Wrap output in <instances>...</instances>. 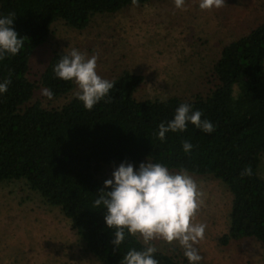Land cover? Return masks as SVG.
<instances>
[{
	"label": "trees",
	"instance_id": "1",
	"mask_svg": "<svg viewBox=\"0 0 264 264\" xmlns=\"http://www.w3.org/2000/svg\"><path fill=\"white\" fill-rule=\"evenodd\" d=\"M130 5L132 0H0V14H16L12 27L24 40L15 56L0 60V81L10 80L0 96V183L24 180L70 220L87 253L100 264H120L129 248L145 245L137 235L126 234L117 249L104 209H94L92 202L103 187L98 174L105 165L148 159L170 171L210 176L232 196L228 228L219 244L254 238L264 256V178L258 173L264 154V21L223 46L212 68L215 85L206 94L137 100L134 93L143 77L125 70L108 79L115 81L113 89L91 110L75 96L56 108L29 103L35 89L28 78L30 59L55 22L83 30L94 15ZM64 53L55 51L40 75L52 98L75 87L52 71ZM185 102L215 130L207 134L189 124L186 131L168 132L159 141L157 125ZM184 140L193 144L189 153L182 150ZM245 167L251 175L241 174ZM154 256L159 264H188L181 251L157 250Z\"/></svg>",
	"mask_w": 264,
	"mask_h": 264
},
{
	"label": "rangeland",
	"instance_id": "2",
	"mask_svg": "<svg viewBox=\"0 0 264 264\" xmlns=\"http://www.w3.org/2000/svg\"><path fill=\"white\" fill-rule=\"evenodd\" d=\"M263 21L264 0H226L223 7L211 10H201L198 0H186L183 10L176 9L173 0H155L96 14L83 30L57 21L30 59L28 78L35 89L29 103L56 108L75 96L76 85L68 94L48 99L41 95L44 87L39 81L52 54L73 47L97 56L96 71L102 78L112 79L125 70L140 74L137 100L206 94L215 85L212 68L223 46ZM118 164L105 165L99 180L110 178ZM258 173L264 178V154ZM190 175L203 200L194 221L206 225L205 238L197 245L200 264H264L262 248L254 238L219 244L228 228L232 196L220 180ZM151 244L164 252H183L175 241L154 239ZM0 264L100 263L85 251L59 208L45 203L24 180H10L0 183Z\"/></svg>",
	"mask_w": 264,
	"mask_h": 264
},
{
	"label": "clouds",
	"instance_id": "3",
	"mask_svg": "<svg viewBox=\"0 0 264 264\" xmlns=\"http://www.w3.org/2000/svg\"><path fill=\"white\" fill-rule=\"evenodd\" d=\"M186 0H173L176 9H184ZM137 0H132L135 5ZM226 0H198L201 10L218 9ZM16 14H0V60L15 56L23 47L24 40L12 27ZM97 56H86L73 47L62 54L53 65L56 78L76 85L75 98L91 110L101 99L107 97L115 81L102 78L96 71ZM10 80L0 81V96L8 89ZM41 95L51 99L49 88L41 89ZM202 113L189 103H180L172 118L157 125L156 138L164 142L168 132H184L189 124L195 129L211 134L215 125L201 119ZM182 150L191 152L193 144L182 141ZM242 175H251L245 167ZM202 193L196 181L184 170L170 171L165 165L148 159L137 166L122 160L115 166L111 176L103 181L93 200L94 209L103 208L105 225L113 230L112 244L118 249L127 236L142 237L144 247L129 248L121 257L120 264H159L151 244L154 239L177 242L183 249L188 264H200L202 256L198 243L205 238L206 225L194 221L203 204Z\"/></svg>",
	"mask_w": 264,
	"mask_h": 264
}]
</instances>
